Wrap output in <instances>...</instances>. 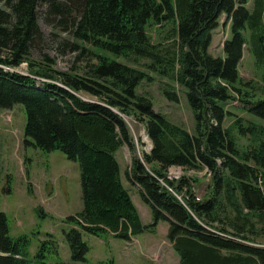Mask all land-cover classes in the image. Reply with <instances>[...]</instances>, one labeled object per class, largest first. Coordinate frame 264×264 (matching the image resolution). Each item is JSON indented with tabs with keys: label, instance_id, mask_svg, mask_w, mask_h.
I'll use <instances>...</instances> for the list:
<instances>
[{
	"label": "trees",
	"instance_id": "obj_1",
	"mask_svg": "<svg viewBox=\"0 0 264 264\" xmlns=\"http://www.w3.org/2000/svg\"><path fill=\"white\" fill-rule=\"evenodd\" d=\"M246 3H0V113L21 105L26 116L24 134L30 139L25 143L45 152L59 150L78 162L83 210L69 217V222L83 232H108L131 241L144 232H155L159 222L166 220L168 239L181 258L178 264H264V123L259 122L264 121V96L257 98L254 86L241 77L239 69L247 30H251L252 40H258L262 53L259 60L264 59V3L258 2L252 13ZM39 5H46L61 25L72 20L73 36L92 46L97 63L90 65L85 75L51 68L47 55H42L46 62L32 58L33 51L45 41L39 28ZM223 15L232 19V38L224 44L225 58H215L209 48ZM139 60L147 62L140 66ZM23 64L28 65L30 73L16 71ZM151 74L171 81L170 87L163 89L168 101L180 102L177 86L185 92L195 120L194 134L156 112L153 100L138 92L144 82L153 81ZM31 76L44 79L43 85L37 86ZM80 92L99 101L87 102L75 94ZM235 99L257 121L245 122L237 117L225 126L232 116L222 104ZM124 115L144 124L153 145L152 151L143 155L145 163L134 159L132 171L127 173L139 185L142 200L151 207L150 224L143 222L116 156L121 147L133 150L134 145ZM240 139L246 140V145H240ZM174 166L208 169L212 181L206 197L196 200L193 179H167L166 173ZM67 242L72 261L86 262L89 247L83 233L73 228ZM46 244L52 245L57 264L61 263L58 244L51 240L33 258L27 257L9 235L7 216L0 213V264H47L50 247L45 250Z\"/></svg>",
	"mask_w": 264,
	"mask_h": 264
},
{
	"label": "rangeland",
	"instance_id": "obj_2",
	"mask_svg": "<svg viewBox=\"0 0 264 264\" xmlns=\"http://www.w3.org/2000/svg\"><path fill=\"white\" fill-rule=\"evenodd\" d=\"M2 1L4 0H0V3ZM240 1L242 0H237L238 5ZM262 1L264 3V0ZM258 2L261 0H247L245 7L252 13ZM262 19L264 30V13ZM38 22L45 41L39 50L33 51L34 60L46 62L42 55H47L52 61L49 62L51 68L71 75H85L88 67L97 63V56L92 46L82 43L73 36L72 20H69L67 25H61L59 19L48 12L46 5H39ZM232 24V19L223 15L219 26L213 32L209 52L215 58H225L224 44L232 38ZM250 31L247 30L246 33L248 40L239 69L241 77L246 82L252 83L254 92L260 99L264 96V59L259 60V54L262 55V53L259 50L258 40H252ZM118 60L128 63L123 58ZM146 62V60H139L138 64L144 66L143 63ZM140 66L136 67L146 70L145 67ZM16 71L20 74L30 73L27 64H23ZM31 77L35 79L37 86H42L45 81L40 77ZM152 77L153 81L144 82L138 92L153 100L156 112L185 126L191 134H194L195 120L185 92L177 86L180 102L172 103L163 95V89L170 87L168 85L172 84L171 81L155 74ZM60 82L57 83L64 86ZM68 90L71 91L69 88ZM75 94L87 102L99 101L83 92ZM222 106L232 116L226 119L225 126H229L237 117L244 119L245 122L257 121V118L244 110L243 104L238 99ZM124 119L130 128L134 145L133 150L126 145L121 147L117 152V159L122 165L124 184L130 190L143 222L150 224L153 221L151 207L142 200L139 185L134 183L127 173L132 171L134 159L145 163L143 155L150 153L153 145L144 124L133 117L124 115ZM259 122L264 123L261 120ZM25 124L26 116L21 105L0 113V213L7 216L9 235L19 244L27 257L33 258L44 243L51 240L56 241L59 247L61 263L58 264H104L112 260L115 264L180 263L179 254L168 239L169 222L166 220L159 222L155 232H144L131 241L116 238L108 232L99 235L83 232L69 222L67 220L69 217L83 210L79 164L70 160L59 150L45 152L26 144ZM27 140L30 141V139ZM239 142L240 145H246L244 139H240ZM168 177L193 179V192H195L196 200L200 198L199 201L206 197L212 181V175L208 169L186 170L176 166L171 167L166 173V178ZM176 198L186 204L184 198ZM73 228L83 233V240L89 247L86 262L72 261L67 234ZM234 241L239 242L236 238ZM48 247L50 248L47 249ZM46 249L47 264H57L52 245L46 244Z\"/></svg>",
	"mask_w": 264,
	"mask_h": 264
},
{
	"label": "built area",
	"instance_id": "obj_3",
	"mask_svg": "<svg viewBox=\"0 0 264 264\" xmlns=\"http://www.w3.org/2000/svg\"><path fill=\"white\" fill-rule=\"evenodd\" d=\"M168 179L171 180V181L179 180V179H177V178H171V177H168ZM161 181H162V184L165 185V186L168 188L169 191L173 192V193L175 194L176 197L178 196V197H181V198H182V196H181V195H178V194L173 190L172 187L166 185V183H165L162 179H161ZM193 191H194V189H193ZM199 199H200V198H197L198 201H199ZM208 229H209L210 231H217L216 228H208ZM218 232H219V231H218ZM228 236H229V235H228Z\"/></svg>",
	"mask_w": 264,
	"mask_h": 264
},
{
	"label": "crops",
	"instance_id": "obj_4",
	"mask_svg": "<svg viewBox=\"0 0 264 264\" xmlns=\"http://www.w3.org/2000/svg\"><path fill=\"white\" fill-rule=\"evenodd\" d=\"M116 156H117V154H116ZM120 163V162H119ZM120 165H121V163H120ZM121 168H122V165H121Z\"/></svg>",
	"mask_w": 264,
	"mask_h": 264
},
{
	"label": "bare ground",
	"instance_id": "obj_5",
	"mask_svg": "<svg viewBox=\"0 0 264 264\" xmlns=\"http://www.w3.org/2000/svg\"><path fill=\"white\" fill-rule=\"evenodd\" d=\"M177 197H178V196H177ZM207 228H210V227L207 226Z\"/></svg>",
	"mask_w": 264,
	"mask_h": 264
}]
</instances>
